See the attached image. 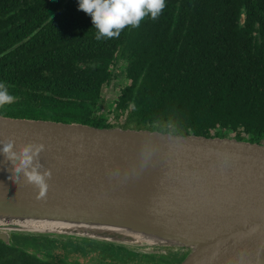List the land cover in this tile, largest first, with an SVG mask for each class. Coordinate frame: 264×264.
<instances>
[{"label": "trees", "instance_id": "obj_1", "mask_svg": "<svg viewBox=\"0 0 264 264\" xmlns=\"http://www.w3.org/2000/svg\"><path fill=\"white\" fill-rule=\"evenodd\" d=\"M97 34L79 0H0V83L15 98L0 115L264 144V0H165L157 19ZM59 248L86 264L177 254L13 233L0 264L68 263L53 261Z\"/></svg>", "mask_w": 264, "mask_h": 264}, {"label": "water", "instance_id": "obj_2", "mask_svg": "<svg viewBox=\"0 0 264 264\" xmlns=\"http://www.w3.org/2000/svg\"><path fill=\"white\" fill-rule=\"evenodd\" d=\"M9 137L17 150L42 143L52 175L37 199L0 152L8 244L25 233L186 251L180 264H264L263 143L0 115Z\"/></svg>", "mask_w": 264, "mask_h": 264}, {"label": "clouds", "instance_id": "obj_3", "mask_svg": "<svg viewBox=\"0 0 264 264\" xmlns=\"http://www.w3.org/2000/svg\"><path fill=\"white\" fill-rule=\"evenodd\" d=\"M164 8L165 0H79V9L91 16L98 30L97 40L118 38L126 27H139L146 16L157 19ZM14 99L5 84L0 83V107L13 103ZM0 144V152L13 165L10 179L17 182L22 174L28 183L38 188L36 198H45L49 187L47 180L52 175L51 170L44 168L39 159L45 146L29 142L19 145L17 150L11 137L0 141Z\"/></svg>", "mask_w": 264, "mask_h": 264}, {"label": "rangeland", "instance_id": "obj_4", "mask_svg": "<svg viewBox=\"0 0 264 264\" xmlns=\"http://www.w3.org/2000/svg\"><path fill=\"white\" fill-rule=\"evenodd\" d=\"M106 98L108 99H114L116 98V90H112L109 89L108 93L106 94ZM124 123V118H121L120 120H118V124L121 125ZM144 253L147 254H153L156 255L155 253L159 251V249H141ZM140 250V251H141ZM176 251V250H175ZM55 253L58 254L57 258H54L53 261L55 263H58L60 259L63 258V256H65L67 253H69V251L65 250V249H55ZM159 256V255H156ZM187 256L186 251H179L177 252L176 255H174V257L171 258H165V262L164 264H180L182 262V260ZM67 259H69V262L73 261L74 259L79 260L81 263L86 264L88 262V258L87 257H83V255L80 252H73V253H69L67 256ZM155 261H160L159 257L154 258ZM63 261V260H62ZM135 262L129 263V264H148L147 262L143 261V260H139V259H135ZM140 261V262H138ZM63 264H70L67 262H63ZM75 264V262H74ZM93 264V263H91ZM112 264V263H110ZM151 264V263H150ZM161 264V263H160Z\"/></svg>", "mask_w": 264, "mask_h": 264}]
</instances>
